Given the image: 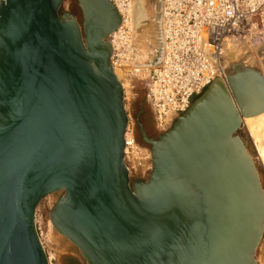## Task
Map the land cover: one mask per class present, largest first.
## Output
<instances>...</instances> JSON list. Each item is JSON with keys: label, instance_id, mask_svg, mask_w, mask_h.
Returning a JSON list of instances; mask_svg holds the SVG:
<instances>
[{"label": "water", "instance_id": "95a60500", "mask_svg": "<svg viewBox=\"0 0 264 264\" xmlns=\"http://www.w3.org/2000/svg\"><path fill=\"white\" fill-rule=\"evenodd\" d=\"M64 1L0 0V264H49L36 210L55 194L48 219L85 264H256L264 190L237 133L264 112V54L227 61L226 86L155 139L136 118L151 166L131 180L107 40L119 14Z\"/></svg>", "mask_w": 264, "mask_h": 264}, {"label": "built area", "instance_id": "2783aa9c", "mask_svg": "<svg viewBox=\"0 0 264 264\" xmlns=\"http://www.w3.org/2000/svg\"><path fill=\"white\" fill-rule=\"evenodd\" d=\"M111 1L121 19L108 36L110 65L122 71L129 83L136 80L143 84L145 102L158 133L166 132L194 98L224 76L230 51L258 44L264 37V0H162L159 53L153 65L140 66L133 40V18L128 12L132 0ZM135 138L136 130L129 117L124 133V161L132 172L139 171L143 176L150 169L151 154ZM36 229L41 234L38 222Z\"/></svg>", "mask_w": 264, "mask_h": 264}, {"label": "rangeland", "instance_id": "374dc122", "mask_svg": "<svg viewBox=\"0 0 264 264\" xmlns=\"http://www.w3.org/2000/svg\"><path fill=\"white\" fill-rule=\"evenodd\" d=\"M61 10L65 12H70L71 14L75 16H79V11L77 7L76 0H65L62 4ZM254 45H250L247 47H244L243 49L237 50L236 54H230L227 59H230L231 61H234L236 58H238L240 55L253 52V58L256 59V64L260 67V64L258 63V60L256 56L254 55ZM238 52V53H237ZM233 56V57H232ZM231 57V58H230ZM121 74V72H120ZM122 78L124 79V74ZM127 79V87L125 92V99L124 104L126 107L127 115L131 118L132 123L136 130V140L141 145L140 135L138 131V127L136 124V117L139 113V111L144 110V113L146 117H149L153 120L152 113L149 109V107L146 105L145 102V88L143 84L136 82V80H132L131 83H129ZM199 97V96H198ZM198 97L194 98L196 100ZM193 100V101H194ZM261 123L264 124V116L261 118ZM264 128L260 131L252 133L250 135L247 131L246 126H242V129L238 131V135L244 140V143L246 147L248 148V151L250 155L252 156V159L258 169L260 181L262 184V188L264 190V166L261 162V158L259 156L264 153ZM155 134L152 137L155 139L159 133L157 130L154 132ZM143 146V145H141ZM145 147V146H143ZM130 168V177L131 180H145L148 177V173L145 175H141V172H132L131 167L128 164ZM58 197V194L55 195H49L45 197L38 205L36 214H37V222L40 225V232H42V239L44 242V250L48 257H51L49 264H85L84 260L80 257L78 251L75 249L73 245H71L66 239L59 236L54 230L49 229L47 226L48 219V212L51 209V206L53 205L54 201ZM255 260L257 263H263L264 262V232L262 239L260 241V244L256 250L255 254Z\"/></svg>", "mask_w": 264, "mask_h": 264}, {"label": "bare ground", "instance_id": "6f19581e", "mask_svg": "<svg viewBox=\"0 0 264 264\" xmlns=\"http://www.w3.org/2000/svg\"><path fill=\"white\" fill-rule=\"evenodd\" d=\"M161 1L162 0H132L131 5H130V10H128V12L130 11L131 16L133 18V25H134L133 40H134V46H135V50H136V60L140 66L146 67V66L153 65L154 61H156V58H157L159 50H160L159 12H160ZM110 2L114 6L115 10L117 11V13L119 14V17L121 19L120 12L118 11V8L112 3L111 0H110ZM107 40H108V38H107ZM110 48H111V46H110ZM235 52H236V49L234 48L229 53L234 55V54H236ZM229 53H228V55H229ZM111 54H112V49H111ZM252 54H253V52H252ZM252 54L250 53V51L247 54L242 53V55H240L234 61L227 59L229 57L228 56V57H226V61L233 64L239 60H243V63H244V61H248L250 58L254 59L253 58L254 56ZM262 54H264V37L260 43L254 45V55L256 56L257 60H258L259 56H262ZM110 57H111V55H110ZM254 60H256V59H254ZM120 72H121V74H123V72L119 71L118 69L113 70V74L117 78L118 82L121 84L123 92L125 93L126 87L128 85L127 79L123 80V78H122L123 75H121ZM225 75L226 74H224V76H222L220 78H216L214 80V82H215L214 84L226 86L227 82H226V76ZM263 116H264V112L259 114V115H256V116L244 118V119H242L241 126H243V127L246 126L247 131L250 135H252V133H254V132H257L258 130L261 131L264 128V124L261 123V120H262L261 118ZM124 151H125V148H124ZM259 158H261L260 160L264 166V153L261 154L259 156ZM126 165L129 169V173H130V168H129L128 164H126ZM36 218H37V214H36ZM47 226L49 227V229L53 230V227H52L49 220L47 221ZM38 235L40 238V242L43 246L44 242L42 239V237H43L42 232H41V234L38 233ZM50 259H51V257H48V262H50Z\"/></svg>", "mask_w": 264, "mask_h": 264}, {"label": "flooded vegetation", "instance_id": "af4514ba", "mask_svg": "<svg viewBox=\"0 0 264 264\" xmlns=\"http://www.w3.org/2000/svg\"><path fill=\"white\" fill-rule=\"evenodd\" d=\"M136 118H138L139 122L143 125L148 136H153L155 134L154 132L156 131V129L154 126V122L149 117H146L144 110L139 111Z\"/></svg>", "mask_w": 264, "mask_h": 264}]
</instances>
